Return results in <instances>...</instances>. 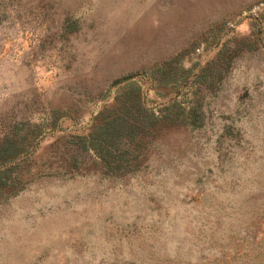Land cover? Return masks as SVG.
Instances as JSON below:
<instances>
[{
  "label": "rangeland",
  "instance_id": "rangeland-1",
  "mask_svg": "<svg viewBox=\"0 0 264 264\" xmlns=\"http://www.w3.org/2000/svg\"><path fill=\"white\" fill-rule=\"evenodd\" d=\"M0 264H264V0H0Z\"/></svg>",
  "mask_w": 264,
  "mask_h": 264
},
{
  "label": "trees",
  "instance_id": "trees-1",
  "mask_svg": "<svg viewBox=\"0 0 264 264\" xmlns=\"http://www.w3.org/2000/svg\"><path fill=\"white\" fill-rule=\"evenodd\" d=\"M134 108L136 109L137 114H142L145 109L144 104L141 101ZM167 115L169 116V113L166 114V116ZM124 120H128L125 114L109 117L99 126V131L97 133L89 132L87 135L90 148L104 164L112 167V169H115L116 171L124 168L129 162L130 159L128 155L131 152L129 148L133 147V149H135L140 146L138 140L135 142L136 135L139 133L143 136H148L151 132L145 128L150 125L147 121L145 125L144 121H131L132 128H127L125 124H122V121ZM153 123L154 122H151V124ZM149 138L150 137H148V139ZM133 143L134 146H132ZM124 144L127 145L126 148H123Z\"/></svg>",
  "mask_w": 264,
  "mask_h": 264
}]
</instances>
